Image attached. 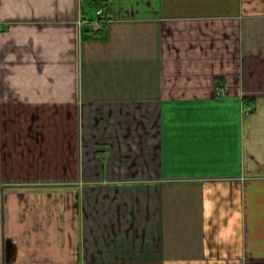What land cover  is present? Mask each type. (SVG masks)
<instances>
[{
    "label": "crops",
    "instance_id": "crops-1",
    "mask_svg": "<svg viewBox=\"0 0 264 264\" xmlns=\"http://www.w3.org/2000/svg\"><path fill=\"white\" fill-rule=\"evenodd\" d=\"M110 2L0 0V264H264V0Z\"/></svg>",
    "mask_w": 264,
    "mask_h": 264
},
{
    "label": "trees",
    "instance_id": "trees-1",
    "mask_svg": "<svg viewBox=\"0 0 264 264\" xmlns=\"http://www.w3.org/2000/svg\"><path fill=\"white\" fill-rule=\"evenodd\" d=\"M84 9H92L94 11L104 10V17L110 19L112 5L110 0H83Z\"/></svg>",
    "mask_w": 264,
    "mask_h": 264
},
{
    "label": "built area",
    "instance_id": "built-area-1",
    "mask_svg": "<svg viewBox=\"0 0 264 264\" xmlns=\"http://www.w3.org/2000/svg\"><path fill=\"white\" fill-rule=\"evenodd\" d=\"M97 19L94 22V28L95 30L99 31L102 29V26L104 23L108 22L110 19L104 17V10H98L96 11ZM249 113V110L247 111V114Z\"/></svg>",
    "mask_w": 264,
    "mask_h": 264
}]
</instances>
